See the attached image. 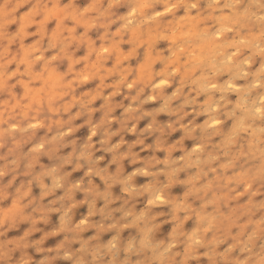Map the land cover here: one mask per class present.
Masks as SVG:
<instances>
[{"label":"clouds","instance_id":"1","mask_svg":"<svg viewBox=\"0 0 264 264\" xmlns=\"http://www.w3.org/2000/svg\"><path fill=\"white\" fill-rule=\"evenodd\" d=\"M34 6L41 9L34 17L39 21L52 2L33 0L25 11ZM134 7L139 3L126 0L121 8L127 11L111 15L115 23L108 28V39L124 27L117 17ZM235 7L243 14L246 31L261 37L252 47L264 49V0H236ZM11 8L12 0H0V11ZM109 11L110 0H95L92 18L108 24ZM145 18L150 13L134 18L117 38L122 51L132 47L128 31ZM50 24L45 34L53 29ZM151 27L142 24L140 40ZM102 31L92 32L95 38L89 33L97 46ZM211 37L174 45L160 41L152 55L159 53L166 62L179 47ZM26 40L25 46L33 42ZM35 40L44 60L32 67L34 73L60 52L59 44L50 47L47 35ZM4 43L0 41V48ZM146 46L137 47L135 59L121 66L131 69L127 78L114 76L106 83L118 86L101 91L92 103L82 95L85 89L73 84L75 91L66 90L50 112L44 102L47 71L29 84L43 91L39 108L33 104L25 117L20 109L9 113L12 98L7 88L0 92V264H264V71L253 75L254 68L244 67L250 52L231 60L229 52H209L182 83L172 68L157 76L161 63L151 66L150 81L132 83ZM81 50L68 48L74 57ZM12 53L20 58L19 42L0 57L5 76L14 68L2 67ZM256 64L264 68V55ZM48 67L64 74L66 61ZM225 68L228 83L238 89L235 98L218 79ZM17 79L27 77H15L8 87ZM70 79L65 76L62 83ZM162 79L169 85L157 89ZM13 92L19 99L21 90ZM34 120L41 126L33 128ZM83 128L87 136L81 141L76 134ZM76 173L82 175L76 178ZM81 208L86 213L77 220ZM53 217L55 226L45 230ZM57 237L54 246H45Z\"/></svg>","mask_w":264,"mask_h":264},{"label":"rangeland","instance_id":"2","mask_svg":"<svg viewBox=\"0 0 264 264\" xmlns=\"http://www.w3.org/2000/svg\"><path fill=\"white\" fill-rule=\"evenodd\" d=\"M52 7L43 9L42 19L34 20L35 15L41 9L37 7L29 8L25 11V7L33 0H12V8L8 11H0V41L5 42L4 47L0 48V57L8 55V47L19 42L20 58H16V54L12 53L11 59L4 61L2 67L14 66L13 71L8 72L5 76L0 71V92L7 88L8 95L11 96L13 103L7 108L9 113L16 109L21 110V116L25 117L28 111L32 110L33 104L39 108L41 103L40 93L43 88L33 89L29 87L30 83L37 82L41 79V73L47 71V77L43 83L47 84V92H45V103L49 105V111H53L51 105L59 99H63L67 95L66 90L75 91L72 85L77 88H83L84 96L89 97V102H95L99 98L101 91L106 88L117 87L114 83H106L111 81L114 76L120 78L121 81L126 79V73L131 71L130 68L121 67L127 65L131 60L135 59V49L142 45L144 48L143 63L136 66V79L132 83L150 81L152 73L151 66L161 63V71L156 75H167L168 69L172 68L173 75L180 76L182 83L192 72L196 70L195 66L203 63L209 52L213 54L219 52L223 55L229 52V60L232 57L245 55L242 61L245 68H254L256 71L253 75L264 71L256 64V60L264 55V49L253 48L252 43L261 39L259 33L246 31V25L241 23L243 14L236 11V0H135L139 3V8H132L127 16L119 15L117 19L124 25L122 29L111 33L112 39H108V28L115 21L111 20V15L124 14L127 9L121 8L126 0H110L109 23L97 24L92 18L95 12V0L88 2L87 0H63L66 2L60 7L61 0H51ZM87 4V7H85ZM155 6V10H153ZM146 13H150V18L142 21L143 25L151 24V28H145L144 40H140L142 24H137L135 28L128 31L129 44L132 47L128 51H122L120 41L117 39L123 34L134 18L137 16L145 17ZM54 22V27L50 23ZM67 22V24H66ZM49 25V29L53 27L51 32L45 34V26ZM70 25V26H68ZM36 28V31L29 32V29ZM11 33H9V30ZM77 29H81L79 35H76ZM103 29L98 37L99 45L95 40L89 38L90 35L95 38V32ZM212 34L209 41L203 44H193L189 48L179 47L166 62L157 53L152 55V48L160 41H167L169 45H174L178 41L196 40L198 37ZM47 35L50 47L55 48L60 45L59 55H53L40 67L39 72H32V67L44 60L43 53L40 52L39 40L35 37L43 39ZM28 39V40H26ZM28 46L23 44V41ZM107 41V43H105ZM75 45L78 57H74L73 53L68 52V48ZM163 46V45H161ZM125 50H127L125 48ZM251 50V51H250ZM39 53V54H38ZM82 55V56H79ZM57 60L66 61V69L64 74L57 73L55 69L49 68ZM176 65V67H173ZM188 65L193 67L188 68ZM184 68L180 72V68ZM22 69V70H21ZM227 69L218 77V79L228 84L232 89L233 98L238 91L228 83ZM17 76H25L27 79H17L15 83L8 87L7 82L13 80ZM65 76H71L72 79L67 83H62ZM247 74H245V79ZM244 83V80L240 81ZM94 85V87H91ZM169 81L167 79L159 80L155 87L157 89L167 88ZM19 88L21 95L16 98L13 89ZM91 88V94L88 89ZM75 102L76 97H72ZM26 100L27 103L21 104ZM7 105V101L4 102ZM65 108L69 105L65 104ZM148 107H152L151 105ZM2 114V113H0ZM99 113H97V117ZM166 119L161 117V120ZM142 122L140 127H143ZM41 126L40 121L32 124L33 128ZM15 128V125L12 126ZM77 138L83 141L87 136V129L83 128L76 134ZM178 136V134H176ZM174 136L171 139H175ZM129 141L134 137H126ZM189 143L190 142H186ZM143 155V154H142ZM162 155V154H159ZM131 170L130 168L128 169ZM82 173L74 174L78 178ZM79 198V197H78ZM86 213V208L77 211L76 219L78 220ZM56 218L53 217L51 223L46 226L45 230H49L55 226ZM22 226L21 230H23ZM168 226H165L166 232ZM19 233H10L9 235H18ZM39 235V234H37ZM59 237L50 239L46 242V247L54 246ZM38 258V257H37Z\"/></svg>","mask_w":264,"mask_h":264}]
</instances>
